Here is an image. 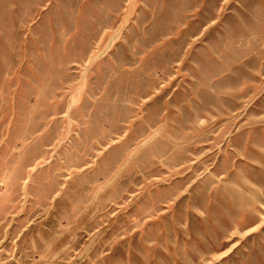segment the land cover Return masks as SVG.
Masks as SVG:
<instances>
[{"label":"rangeland","instance_id":"obj_1","mask_svg":"<svg viewBox=\"0 0 264 264\" xmlns=\"http://www.w3.org/2000/svg\"><path fill=\"white\" fill-rule=\"evenodd\" d=\"M0 264H264V0H0Z\"/></svg>","mask_w":264,"mask_h":264}]
</instances>
